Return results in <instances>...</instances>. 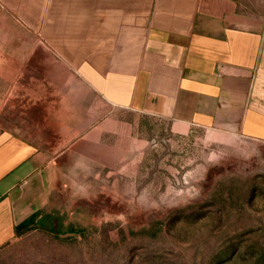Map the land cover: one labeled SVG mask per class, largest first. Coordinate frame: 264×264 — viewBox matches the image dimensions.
Listing matches in <instances>:
<instances>
[{
	"label": "crops",
	"instance_id": "0c3cea01",
	"mask_svg": "<svg viewBox=\"0 0 264 264\" xmlns=\"http://www.w3.org/2000/svg\"><path fill=\"white\" fill-rule=\"evenodd\" d=\"M71 75L112 109L264 144V0H0V97L48 117ZM22 133L0 130V248L42 217L67 156Z\"/></svg>",
	"mask_w": 264,
	"mask_h": 264
},
{
	"label": "rangeland",
	"instance_id": "374dc122",
	"mask_svg": "<svg viewBox=\"0 0 264 264\" xmlns=\"http://www.w3.org/2000/svg\"><path fill=\"white\" fill-rule=\"evenodd\" d=\"M54 90L48 117L0 97V130L67 155L42 214L60 233L39 226L0 248V264H264V144L112 109L73 75Z\"/></svg>",
	"mask_w": 264,
	"mask_h": 264
},
{
	"label": "trees",
	"instance_id": "16d2710c",
	"mask_svg": "<svg viewBox=\"0 0 264 264\" xmlns=\"http://www.w3.org/2000/svg\"><path fill=\"white\" fill-rule=\"evenodd\" d=\"M39 226L40 228L43 227L51 230L54 233H60L61 225H55L53 220L46 221V219H42L41 214L37 213L16 227V236L20 238L34 229L39 228Z\"/></svg>",
	"mask_w": 264,
	"mask_h": 264
}]
</instances>
